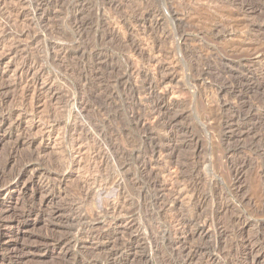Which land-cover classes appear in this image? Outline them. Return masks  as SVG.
I'll return each mask as SVG.
<instances>
[{
	"label": "rangeland",
	"instance_id": "obj_1",
	"mask_svg": "<svg viewBox=\"0 0 264 264\" xmlns=\"http://www.w3.org/2000/svg\"><path fill=\"white\" fill-rule=\"evenodd\" d=\"M18 2L0 6V264L201 259L175 241L264 264V0Z\"/></svg>",
	"mask_w": 264,
	"mask_h": 264
},
{
	"label": "bare ground",
	"instance_id": "obj_2",
	"mask_svg": "<svg viewBox=\"0 0 264 264\" xmlns=\"http://www.w3.org/2000/svg\"><path fill=\"white\" fill-rule=\"evenodd\" d=\"M19 2L17 3V5L18 4H22L23 5V3L25 4L24 6H26L27 4H31V5H33L34 3H32L31 1H33V0H18ZM5 2V0H0V6H1V4L2 3H4ZM13 2V1H12ZM16 2H17V0H16ZM48 3V2H47ZM7 5V4H6ZM16 5V6H17ZM36 6V5H35ZM38 6V5H37ZM43 7V6H42ZM34 8V7H33ZM32 8V9H33ZM37 8V7H36ZM2 9V8H1ZM31 9V8H30ZM31 9V10H32ZM28 10V9H27ZM35 10H37V9H35ZM10 12V11H9ZM12 12V11H11ZM24 12V11H23ZM22 12V13H23ZM13 13V12H12ZM28 13V12H27ZM38 13V12H37ZM33 14V13H32ZM17 15H18V17L21 15V11H19V14L17 13ZM36 17V16H35ZM39 18L41 19V17L39 16ZM7 19H9L8 17H7ZM34 19V18H33ZM38 20V19H37ZM36 20V21H37ZM35 21V20H34ZM4 30V29H3ZM5 32V31H4ZM3 32V33H4ZM5 38V37H4ZM1 40H3V37H0V41ZM142 47V46H141ZM140 49V48H139ZM136 50V49H135ZM134 50V51H135ZM138 51V50H137ZM155 51V50H154ZM26 55V54H25ZM151 56V55H150ZM153 56V55H152ZM23 57V56H22ZM154 57H156V56H154ZM37 60V59H36ZM153 60H154V58H153ZM147 62V61H146ZM38 64V63H37ZM37 64H32L30 67H25V66H23L21 69H19L18 70V76H19V78L22 80L21 82H24V80L26 81V78L28 79L29 78V76L28 75H30V72L32 71V69L34 70V68L35 67H37ZM213 65V64H212ZM16 69V68H15ZM121 69V68H120ZM203 70V69H202ZM217 70V69H216ZM17 73V72H16ZM156 73V72H155ZM207 73V72H206ZM32 74V73H31ZM41 74H43V70H38V75L40 76ZM90 75V74H89ZM218 75V74H217ZM37 77V76H36ZM77 77V76H76ZM80 77V76H79ZM93 77V76H92ZM112 78V77H111ZM20 82V83H21ZM26 83V82H25ZM86 83V82H85ZM88 83H90V82H88ZM156 83V82H155ZM158 83H159V80H158ZM231 84V83H230ZM1 85V84H0ZM86 85V84H85ZM160 85V84H159ZM5 86L6 85H1L0 86V88L1 89H4L5 88ZM88 86V85H87ZM151 86V85H150ZM149 86V87H150ZM154 86V85H153ZM158 86V85H157ZM156 86V87H157ZM148 87V86H147ZM159 87V86H158ZM26 88V87H25ZM36 88V87H35ZM34 88V89H35ZM95 88V87H94ZM152 88V87H151ZM154 88V87H153ZM26 89H28V88H26ZM157 89V88H156ZM222 89V88H221ZM142 90H144L143 88H142ZM146 90H148V89H146ZM3 91V90H2ZM26 91V90H25ZM139 91H141V90H139ZM149 91V90H148ZM147 91V92H148ZM28 92V91H27ZM5 93V92H4ZM30 93V92H29ZM143 93V92H142ZM152 93V92H151ZM169 93V92H168ZM23 94H24V92H23ZM144 94V93H143ZM149 94V93H148ZM148 94H146V95H148ZM152 94H154V93H152ZM1 95V94H0ZM28 95V94H27ZM37 95V94H36ZM150 96V95H149ZM147 97V96H146ZM141 98V97H140ZM152 98V97H151ZM158 98V97H157ZM103 100V99H102ZM150 100V99H149ZM104 101V100H103ZM141 101V100H140ZM157 101V100H156ZM38 102V101H37ZM74 102V101H73ZM100 102V101H99ZM152 103H154V99H153V102ZM157 103V102H156ZM161 103V102H160ZM160 103H158V107H159V110L160 109H162V106H163V104H160ZM156 105V104H155ZM162 105V106H161ZM263 105V104H262ZM145 106V105H144ZM153 106H154V104H153ZM157 106V105H156ZM172 106V105H171ZM133 108V107H132ZM87 110V109H86ZM153 110V109H152ZM27 111V110H26ZM79 111V110H78ZM161 111V110H160ZM168 111V110H167ZM166 111V112H167ZM80 113V112H79ZM36 114V113H35ZM164 114V113H163ZM80 115V114H79ZM160 115V114H159ZM84 117V116H83ZM140 117V116H139ZM138 119H141V118H138ZM161 120V119H160ZM248 120V119H247ZM44 121V120H43ZM139 121V120H138ZM90 122H91V120H90ZM167 122H169V121H167ZM46 123V122H45ZM140 123V122H139ZM145 123V122H144ZM152 123V122H151ZM174 123V122H173ZM171 124V123H170ZM151 125V124H150ZM164 125V124H163ZM172 125V124H171ZM91 126H93V125H91ZM162 126V125H161ZM170 127H172V126H170ZM241 132H243V131H241ZM239 133V132H238ZM106 140V139H105ZM264 141V140H263ZM262 141V142H263ZM261 142V141H260ZM259 142V143H260ZM108 143V142H107ZM264 144V143H263ZM248 145V144H247ZM261 145H262V143H261ZM161 147H163V146H161ZM168 147V146H167ZM164 148V147H163ZM169 148V147H168ZM260 148V147H259ZM152 149V148H151ZM154 149V148H153ZM160 150H161V148H160ZM255 150V149H254ZM264 150V149H263ZM70 151V150H69ZM73 151V150H72ZM154 151V150H153ZM165 150H163V152H164ZM116 152V151H115ZM160 152V151H159ZM162 152V151H161ZM160 152V153H161ZM112 153V152H111ZM144 153V152H143ZM155 153V152H154ZM158 153V152H157ZM165 153V152H164ZM167 153V152H166ZM165 153V154H166ZM69 154V153H68ZM162 154V153H161ZM72 155V154H71ZM109 155V154H108ZM163 156V155H162ZM164 157V156H163ZM139 158V157H138ZM165 159V158H164ZM167 159V158H166ZM160 160V159H159ZM116 161V160H115ZM178 161V160H177ZM145 162V161H144ZM155 162V161H154ZM176 162V161H175ZM115 163V162H114ZM202 163V162H201ZM155 164V163H154ZM157 165V164H156ZM160 165V164H159ZM170 165V164H169ZM168 165V166H169ZM204 165V164H203ZM163 166V165H162ZM164 167V166H163ZM177 168V167H176ZM175 168V169H176ZM70 169V168H69ZM183 169V168H182ZM207 169V168H206ZM171 170V169H170ZM143 172V171H142ZM169 174V173H168ZM47 175V174H46ZM171 176V175H170ZM173 176V175H172ZM115 178V177H114ZM152 178V177H151ZM171 178V177H170ZM172 179V178H171ZM170 179V180H171ZM59 181V180H58ZM152 181V180H151ZM155 182V181H154ZM172 183V182H171ZM138 184V183H137ZM147 184V183H146ZM17 185H18V182H15L12 186H11V189H16V187H17ZM109 185V184H108ZM112 187V186H111ZM157 186H155V188H156ZM168 187V186H167ZM116 188V187H115ZM160 188V187H159ZM187 188V187H186ZM166 189V188H165ZM88 190V189H87ZM162 190V189H161ZM84 191V190H83ZM165 191V190H164ZM163 191V192H164ZM119 194H121V190L119 189ZM178 192H179V190H178ZM118 193V192H117ZM157 193V192H156ZM181 193V192H180ZM165 194H167L166 192H165ZM164 194V195H165ZM163 195V196H164ZM170 195H171V192H170ZM169 195V196H170ZM177 195L175 194V197H176ZM167 197V196H166ZM211 197V196H210ZM118 198H119V196H118ZM121 198V197H120ZM164 198V197H163ZM177 199V198H176ZM119 200V199H118ZM125 200V199H124ZM157 200V199H156ZM160 200V199H159ZM166 200H168V198L166 199ZM165 200V201H166ZM164 202V201H163ZM200 202V201H199ZM114 204H115V202H114ZM116 204H117V202H116ZM164 204V203H163ZM201 204V203H200ZM112 205V204H111ZM108 206H109V203H108ZM161 206V205H160ZM203 206V205H202ZM163 207V206H162ZM75 208V207H74ZM107 208H109V207H107ZM113 208L115 209V211H114V209H113V212H116V213H118V212H120V210L118 209V212H117V206L116 205H114L113 206ZM202 209V208H201ZM105 210V209H104ZM112 210V209H111ZM198 210V209H197ZM107 211V210H106ZM109 211V210H108ZM203 212V211H202ZM206 212V211H205ZM210 212V211H209ZM264 212V211H263ZM81 213V212H80ZM199 213H200V211H199ZM207 213V212H206ZM76 215V214H75ZM74 215V216H75ZM83 215V214H82ZM82 215H80V219H82L83 218V216ZM211 215V214H210ZM246 215V214H245ZM120 216V215H119ZM202 216V215H201ZM206 216H208V215H206ZM205 216V217H206ZM183 217V216H182ZM208 217H210V216H208ZM73 218V217H72ZM75 218H77L76 216H75ZM178 218V217H177ZM202 218V217H201ZM73 220V219H72ZM79 221V219L77 220V222ZM173 222H174V220H172ZM171 221V222H172ZM171 222L169 221V223L171 224ZM199 222V221H198ZM220 223V220L218 221L217 220V218L216 217H212V218H208L207 220L205 219L204 220V222L202 221V224L198 227V235H200V236H207V233H208V229H209V227L211 228L212 226H215V228H216V225H217V223ZM223 222V221H222ZM189 220L187 219V218H182V219H179L178 218V220L176 221L175 220V222H174V224L172 223V225H170V229H174L175 227H179L180 225L182 226V225H189ZM192 224V223H191ZM127 225V224H126ZM158 225V224H157ZM198 226V225H197ZM218 226V225H217ZM161 227H163V226H161ZM208 227V228H207ZM221 227V226H220ZM167 228V225H166V227L162 230V231H164L165 229ZM214 228V227H213ZM170 229H166V230H168V233H169V230ZM177 229V228H176ZM176 231V230H175ZM196 231V230H195ZM192 232V231H191ZM164 233V232H163ZM171 233V232H170ZM165 234V233H164ZM121 235H123V233L121 234ZM170 235V234H169ZM61 237V236H60ZM162 237V236H161ZM185 237V236H184ZM153 238L155 239V236L153 235ZM245 238V237H244ZM59 240V239H58ZM155 241H157V240H155ZM51 242V241H50ZM54 243H55V240H54ZM60 243V242H59ZM64 243V242H63ZM65 243H66V241H65ZM174 243V242H173ZM175 243L178 245V247L177 248H179L181 251L180 252H182L183 254V257H185V259L184 260H187V262H193L194 260H196L195 258L196 257H201V259H203L202 260V262L203 261H205V262H207V263H205V264H211L212 262H214V260H215V257H216V254H215V252L214 251H218V250H220L221 251V244L220 243H216V244H214V245H211V247H210V251L209 252H207V250L204 248H202V247H200V246H192V247H189L188 245H187V243H183L182 241H175ZM47 244V243H46ZM174 245V244H173ZM243 245V244H242ZM204 246V245H203ZM62 247V246H61ZM175 247H176V245H175ZM221 247V248H220ZM230 247V246H229ZM110 248V247H109ZM218 253V252H217ZM179 255V254H178ZM185 255V256H184ZM220 255V254H219ZM247 255V254H246ZM249 256V254L247 255V257ZM253 256V255H252ZM181 259V258H180ZM200 258H199V260H201ZM217 259V258H216ZM246 259V258H245ZM244 259V260H245ZM172 260V259H171ZM199 260H197V261H195V262H198ZM216 261V260H215ZM247 261V260H246ZM186 262V261H185ZM186 262V263H187ZM195 262H194V264H195ZM108 263V262H107ZM175 263V262H174ZM200 263V262H199ZM190 264V263H189ZM198 264V263H197ZM253 264V263H252Z\"/></svg>",
	"mask_w": 264,
	"mask_h": 264
}]
</instances>
